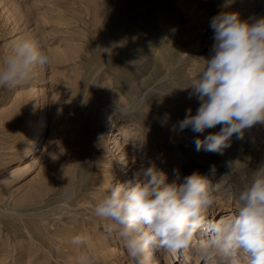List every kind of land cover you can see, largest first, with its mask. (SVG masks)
<instances>
[{
    "label": "rangeland",
    "instance_id": "obj_1",
    "mask_svg": "<svg viewBox=\"0 0 264 264\" xmlns=\"http://www.w3.org/2000/svg\"><path fill=\"white\" fill-rule=\"evenodd\" d=\"M223 3L0 0V60L22 37H42L53 56L27 85L0 88V264H78L81 252L97 253L98 264H134L123 241L109 237L93 214L111 186L123 183L117 174L123 148L131 164L135 138L127 146L106 143L114 117L136 126L140 147L134 150L146 158L137 154L135 163L146 169L152 159L169 183L177 172L180 182L193 172L209 176L215 203L208 218L237 211L235 196L264 166V124L246 129L243 139L234 134L222 154L197 151L194 143L220 125L204 133L173 130L187 109L195 114L199 107L188 86L204 70L201 58H211V18L220 11L264 16V0H232L227 9ZM35 79L40 83L31 84ZM71 184L77 195L60 216L53 209ZM77 234L87 238L85 246H71ZM190 250L186 262L184 253L156 249L152 264L172 262L176 254L181 264H202Z\"/></svg>",
    "mask_w": 264,
    "mask_h": 264
},
{
    "label": "clouds",
    "instance_id": "obj_2",
    "mask_svg": "<svg viewBox=\"0 0 264 264\" xmlns=\"http://www.w3.org/2000/svg\"><path fill=\"white\" fill-rule=\"evenodd\" d=\"M231 3L224 0L221 7L227 9ZM210 27L215 41L211 58H201L204 70L188 86L189 98L194 96L199 107L195 114L187 109L173 130L204 133L220 125L218 132L194 143L197 151L222 154L234 134L243 139L246 129L264 124V16L241 19L239 13L220 11L211 18ZM52 61L42 37L16 40L0 60V88L27 85L37 67L50 66ZM229 167L234 171L233 165ZM215 172L213 165L211 176ZM213 187L210 177L199 172L182 182L177 172L176 180L169 183L153 165L113 184L95 204L93 214L105 222L109 237L123 241L134 264H152L156 249L183 254L194 241L202 264H264V166L235 196L237 211L216 221L206 216L215 203ZM77 192L78 185L71 184L53 211L66 215ZM71 242L85 246L87 238L77 234ZM98 261V254L89 252L80 256L78 264Z\"/></svg>",
    "mask_w": 264,
    "mask_h": 264
},
{
    "label": "bare ground",
    "instance_id": "obj_3",
    "mask_svg": "<svg viewBox=\"0 0 264 264\" xmlns=\"http://www.w3.org/2000/svg\"><path fill=\"white\" fill-rule=\"evenodd\" d=\"M174 49V48H173ZM165 51V50H164ZM176 64V63H175ZM41 71H43V69L41 70ZM40 79V78H39ZM38 83H40L39 82V80H37V79H35L31 84H33V85H37ZM38 88V87H37ZM35 88H33L32 90H34ZM41 91V90H40ZM44 92V91H43ZM23 93V92H22ZM48 98V97H47ZM42 100V99H41ZM42 104V103H41ZM42 110V109H41ZM127 122H128V120L127 119H123V118H119V117H114L113 118V121H112V123L110 124V126L112 127V130H111V132L108 134L109 135V137L106 139V143H109V142H115L116 141V143H117V146L118 147H120V146H127L128 145V143H129V140H130V138H135V145L133 144V146H132V155L130 156L132 159H130V162H131V164L130 165H128V163L126 162L127 161V155H125V149L123 148V151L121 152V154L118 156V160L120 161V163H121V167H120V171H118V176L119 177H121L122 179V182L124 183V182H126V180H125V175H123L124 173H128V174H130V176H132L133 177V174L134 173H136V172H140L141 174L143 173V171L144 170H146L147 168H149V167H151V166H156L155 165V163L154 162H152V159H150V162H148L149 163V165H148V167L145 169V168H143L144 166H142L143 164H141V163H135L134 162V160H133V158L134 157H137V154H140L139 152H140V150L138 151V152H135V148H138V147H140V140L137 138V129H136V126H134L132 123H130L129 125L127 124ZM136 124V123H135ZM112 138V139H111ZM113 138H115V139H113ZM106 146H107V144H105ZM145 149V148H144ZM146 156V154L144 153V152H142L140 155H139V158L140 159H144V158H146L145 157ZM145 160V159H144ZM127 163V164H126ZM123 165H126V166H124L123 167ZM69 176V175H68ZM68 186V185H67ZM68 188V187H67ZM39 211V210H38ZM51 212V211H50ZM225 212V211H224ZM223 211H220V216H219V218H217V220H219L220 218H222V217H228V216H230V213H224ZM232 212V211H231ZM217 213H219L218 211H213L212 212V214H211V216H212V220H214L215 218H216V214ZM39 214V213H38ZM42 216V215H41ZM207 216V215H206ZM208 217V216H207ZM197 239H199V237L197 238ZM66 244V243H65ZM71 246H73L72 245V243H71ZM67 247V246H66ZM76 247V246H75ZM75 247H74V249H75ZM68 249L70 248V247H67ZM77 248V247H76ZM192 248L195 250V248H196V242L194 241V243H193V246H192ZM72 249H73V247H72ZM157 250H159V249H157ZM71 252V251H70ZM78 252V251H77ZM82 253V252H81ZM81 253H80V256H81ZM105 253V252H104ZM157 253V252H156ZM159 253V252H158ZM71 254H73V253H71ZM79 254V253H78ZM109 254V253H108ZM184 254L186 255L185 257V260H186V262H188V258L190 257V256H192L191 255V250L190 251H188V252H184ZM77 256V255H76ZM104 256V255H103ZM158 257L160 256V254H158L157 255ZM106 257V256H105ZM177 257V254H176V256L174 257V259H172V262H171V259L169 260H166V262H164V264H181L182 262H181V260H179V258H181V255L179 256V258L177 259L176 258ZM162 258V257H161ZM160 258V259H161ZM167 258H169V257H167ZM154 259V258H153ZM159 259V258H158ZM102 261V260H101ZM157 261V260H156ZM154 262V261H153ZM152 262V263H153ZM185 262V261H184ZM102 263V262H101ZM156 263V262H155ZM104 264V263H103ZM120 264H124L123 263V260H120Z\"/></svg>",
    "mask_w": 264,
    "mask_h": 264
}]
</instances>
